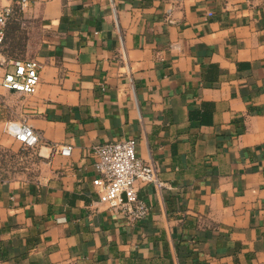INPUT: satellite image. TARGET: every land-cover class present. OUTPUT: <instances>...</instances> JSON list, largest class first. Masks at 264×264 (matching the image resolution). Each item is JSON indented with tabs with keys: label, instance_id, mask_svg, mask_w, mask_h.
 <instances>
[{
	"label": "crops",
	"instance_id": "obj_1",
	"mask_svg": "<svg viewBox=\"0 0 264 264\" xmlns=\"http://www.w3.org/2000/svg\"><path fill=\"white\" fill-rule=\"evenodd\" d=\"M24 11L42 36L40 82L32 95L0 86V148L18 147L5 123H25L41 135L39 172L0 178V264H264V0ZM128 139L162 184H136L138 221L92 186V148Z\"/></svg>",
	"mask_w": 264,
	"mask_h": 264
},
{
	"label": "built area",
	"instance_id": "obj_2",
	"mask_svg": "<svg viewBox=\"0 0 264 264\" xmlns=\"http://www.w3.org/2000/svg\"><path fill=\"white\" fill-rule=\"evenodd\" d=\"M16 6L24 11L28 7V0H18ZM13 8L12 5L0 7V69L3 72L0 86L10 92L32 95L40 82L41 63L33 59L6 61L2 54L4 30ZM4 133L25 149H35L41 140L39 132L25 123L7 122ZM70 150V146H63L59 153L68 156ZM92 152L97 159L92 186L98 203L111 213L125 215L129 221L144 219L149 207L137 198L136 184L162 186L154 164L145 163L137 157L134 139L96 145Z\"/></svg>",
	"mask_w": 264,
	"mask_h": 264
},
{
	"label": "rangeland",
	"instance_id": "obj_3",
	"mask_svg": "<svg viewBox=\"0 0 264 264\" xmlns=\"http://www.w3.org/2000/svg\"><path fill=\"white\" fill-rule=\"evenodd\" d=\"M38 26L18 6L13 10L4 35V59H31L42 44ZM39 172L34 149H25L18 143L16 149L0 148V178L34 180Z\"/></svg>",
	"mask_w": 264,
	"mask_h": 264
},
{
	"label": "trees",
	"instance_id": "obj_4",
	"mask_svg": "<svg viewBox=\"0 0 264 264\" xmlns=\"http://www.w3.org/2000/svg\"><path fill=\"white\" fill-rule=\"evenodd\" d=\"M13 10H14V8H13ZM12 16H13V14H12ZM12 16H11V18H12ZM11 18L8 19V21H7V23H6V26H5V30H6V27H7L8 23H9V21L11 20ZM5 30H4V35H5ZM3 40H4V39H3ZM2 48H3V43H2Z\"/></svg>",
	"mask_w": 264,
	"mask_h": 264
}]
</instances>
